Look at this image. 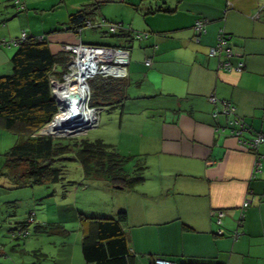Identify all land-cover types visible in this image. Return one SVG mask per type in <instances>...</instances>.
I'll return each mask as SVG.
<instances>
[{
  "label": "crops",
  "instance_id": "0c3cea01",
  "mask_svg": "<svg viewBox=\"0 0 264 264\" xmlns=\"http://www.w3.org/2000/svg\"><path fill=\"white\" fill-rule=\"evenodd\" d=\"M22 1L36 12L46 7L38 0ZM60 3L64 11L56 17L53 14L52 27L42 32L30 30L45 37L52 54L60 53L66 44L97 45V40L83 38L82 32L79 35L62 28L71 14L92 3L100 7L91 23H121L148 34L143 40L124 35L109 45L129 52L128 84L122 101L103 109L111 112L99 118L103 133L96 138L113 146L120 155L134 157V162L140 159L143 180L125 189L86 179L75 161L83 180L97 181L99 188L110 193L107 209H77V218L70 219L71 230L53 221L37 223L33 218L35 224H55L51 227L60 231L53 232L74 237L73 241L60 238L47 242L46 247L26 238L22 244L2 245L0 264H87L82 238L92 228L91 222L79 218L80 214L116 217L120 211L126 216L121 229L128 250L123 264H153L156 258L175 264H264V145L258 148L262 156L260 171L254 172L256 156L242 150L227 129L216 131L217 127L225 128L227 117L220 113L219 103L208 101L214 96L219 102L231 103L235 115L247 126L244 139L264 133V0ZM32 15L28 11L26 17ZM197 20L205 21V32L198 42L193 31ZM219 30L229 38L233 53L229 62L234 67L242 65L239 72L220 69L219 62L226 58L209 56ZM16 35L0 30V41ZM13 53L12 46L0 47V76L10 72ZM146 59L151 60L150 66L145 65ZM214 111H218L216 117ZM113 119L118 120L119 133L114 138L112 130L105 134ZM0 129L1 154L14 143L1 123ZM11 141L12 146L6 147ZM66 164H62L64 169ZM133 168L134 164L131 172ZM244 201L248 206L242 211ZM218 211L224 214L220 223L216 222ZM16 250L19 258L14 255Z\"/></svg>",
  "mask_w": 264,
  "mask_h": 264
},
{
  "label": "trees",
  "instance_id": "16d2710c",
  "mask_svg": "<svg viewBox=\"0 0 264 264\" xmlns=\"http://www.w3.org/2000/svg\"><path fill=\"white\" fill-rule=\"evenodd\" d=\"M13 2L18 12L24 9L22 0ZM99 7V3L82 6L68 17L67 23L62 26L63 30L74 34H78L79 30L82 32L85 23L92 21ZM109 34L117 38L125 35ZM38 37L40 36L26 34V38L19 41L10 57V72L0 76V123L18 139L5 152L2 167L8 171L16 188H23L64 180L65 169L62 164L74 160L80 164L86 179H99L112 186L132 189L143 180L142 161L136 160L129 174L124 166L134 157L120 155L113 146L100 139L53 138L38 134L46 125L43 133L63 135L54 133L50 128V124L53 120L55 123L60 112H57L58 104L50 92L49 78L61 77L66 72L69 62L68 53L61 51L52 54L45 37L41 36V39ZM14 39L18 40L20 37ZM88 84L90 89L88 107L109 109L118 105L125 97L128 83L127 77L115 79L96 76L90 79ZM2 174L0 172V175ZM31 214H28L26 221L15 223V232L11 234V240L26 239L30 235L28 226L34 223V214ZM79 218L91 222L92 228L90 233L82 238V252L86 263L123 264L124 257L128 255L125 236L121 229V224L126 218L125 212H118L116 217L80 214ZM53 228L49 224L34 223L33 231L46 233Z\"/></svg>",
  "mask_w": 264,
  "mask_h": 264
},
{
  "label": "rangeland",
  "instance_id": "374dc122",
  "mask_svg": "<svg viewBox=\"0 0 264 264\" xmlns=\"http://www.w3.org/2000/svg\"><path fill=\"white\" fill-rule=\"evenodd\" d=\"M41 4L45 5L46 7L40 8V10H33V8H28V6L24 7L22 11H17L15 7L13 6L14 2L13 0H1L0 1V30L7 33H17V35L14 38H19L22 31L26 32V34L38 36L37 34H31L30 30H35L37 32H42L45 29H49V27H52L54 24L53 14L59 13L60 11H64L62 9V3L59 4L60 0H38ZM60 5L57 8H53L52 5ZM54 9V10H53ZM28 11L33 14L32 16H29V18L26 17ZM56 17V15H55ZM7 26L8 29L5 28ZM56 26V25H55ZM30 27V28H29ZM52 29V28H51ZM48 31V30H47ZM83 38H93L97 40V42H94V44L97 45H112L114 41L117 40V36L110 35L107 33L104 29H87L85 28L82 31ZM14 38H10L14 39ZM6 41H9V38L6 39ZM101 41V42H99ZM86 42V41H85ZM89 44V43H88ZM93 44V43H92ZM63 47V46H62ZM61 47V51H62ZM13 50L15 51L16 47L12 46ZM59 80L62 81L61 77H50L51 80ZM54 87L52 86V83H50V92L52 95V98L57 102L55 95L53 93ZM58 104V102H57ZM86 108L88 109H95L88 107V104H85ZM58 108L59 104H58ZM96 111V110H94ZM58 113L60 110L57 111ZM108 112H111L109 110H103L98 109V114L96 112V121H97V127L96 128H86L81 129L79 132L75 133L74 135H68L69 133H72L70 131L76 130L78 128L74 129H67L64 131H58L56 128V120L54 123V120L51 124V129L54 133H59L63 135H57L53 138H69V137H84L88 139H96L99 136L102 135V124L101 120L102 117L105 115H109ZM113 115L110 114V117ZM101 117V120L99 121V118ZM55 124V126H54ZM118 120L113 119L112 121L108 122L107 124V131L105 134H109L110 130L113 131V134L111 137H116L119 135L118 129ZM46 126V125H45ZM42 127L38 133H41L42 130L45 128ZM111 126V128H110ZM110 128V129H109ZM1 130V129H0ZM2 131V130H1ZM8 133V136L13 137V143L17 142V137L15 135H12L13 133H10L8 131H4ZM99 135V136H97ZM10 138V137H9ZM123 139V138H121ZM12 146V141L8 142L6 144V147ZM5 152H1L0 154V172L3 174L0 175V246L4 245H10V243L16 244H22L24 240L26 239H16L11 240L10 236L13 232H15V223L16 222H23L27 220V216L29 213H35L36 217H34L35 221L37 223H40L42 221H53L54 223H58L56 225H64L63 229L65 230H71V226L73 223L70 221L72 218H77V211L84 210L85 212L101 209L106 210L109 206V202L111 200L110 193L107 194L103 189L99 188V185H97V181L88 182L81 178L79 175L78 168L76 166L75 161H66L64 164H66L67 169L65 172L64 180L56 182V183H49L47 185H35V186H29V187H23V188H16L14 183H12V179H10L11 176H9L8 171H5L3 166V162L5 161ZM138 159V158H137ZM140 160V159H139ZM60 165L59 163H56ZM134 164V161L131 160L124 166V169L126 171H130L132 169V166ZM150 175V172L147 171L146 176L148 177ZM72 182L67 183V182ZM85 187V188H83ZM9 200V203H7ZM78 209V210H77ZM64 222V223H61ZM55 225V224H51ZM34 223H30L28 226V230L30 232V235L27 237L29 240H35V242H41L44 243L46 247H49V244L47 242H51L54 240H60V238L65 240L73 241L74 237H67L63 234H60L59 232H53V231H60V229H52L49 230L48 233H39L36 234L33 231ZM9 249V248H8ZM14 254L19 258V251ZM8 252V251H7ZM2 259V257H0ZM10 260V258H9Z\"/></svg>",
  "mask_w": 264,
  "mask_h": 264
},
{
  "label": "built area",
  "instance_id": "2783aa9c",
  "mask_svg": "<svg viewBox=\"0 0 264 264\" xmlns=\"http://www.w3.org/2000/svg\"><path fill=\"white\" fill-rule=\"evenodd\" d=\"M85 28L93 29V28H104L108 33L111 34H125L130 35L135 40H143L148 37L147 33H141L132 31L129 27L124 26L121 23H109L106 21L101 20L99 23H91L86 22ZM194 31V40L196 42L199 41L200 35L205 32V21L204 20H197L193 25ZM78 34L81 33V30L77 32ZM26 38V34L22 32L20 39L18 40H3L0 43V46L9 47V46H17L20 40H24ZM41 39V36L38 37ZM228 36L222 30H219L217 36V42L214 46H212L209 50V56L212 57H224L226 59L219 62V68L224 69L226 71H236L239 72L242 68V65L239 64L238 66L234 67L229 62V58L233 56L229 46H228ZM62 51L69 54V62L67 64V70L62 75V81L59 80H51L49 78V84L52 83V86L55 85H62L65 82L66 77H71L73 80L74 74H82L84 76L83 82L80 84L82 89L85 91V99L86 103L88 104L90 98V89L88 81L96 76L102 77H112V78H126L127 77V65L129 62V52L128 50L122 48H115L110 46H98V45H88L82 43L76 44H66L62 47ZM145 65L150 66L151 60L146 59ZM52 77V76H51ZM53 93L56 98L55 91ZM57 99V98H56ZM208 101L213 104L217 105L218 103L220 106V113L227 117L226 126L225 128L221 129L218 128L216 131H224L227 129L229 134L236 138L239 141V146L242 150L249 151L253 153L256 157L253 171L259 172L261 167V159L262 156L258 154V148L264 145V133H259L253 136L250 139H244L242 137L243 132L247 130V126L245 122L237 117L234 113V107L231 103L227 101H217L214 96H210ZM93 111L96 117V112L98 114V109H89ZM96 110V111H94ZM218 111L213 112V116L216 117ZM93 120L92 124L88 128H96L97 121ZM87 128V129H88ZM248 206V202L244 201L242 204L241 210L243 211ZM33 215V213L31 214ZM217 215V223H220L221 217L224 215L223 212L218 211L216 212ZM243 217V213L240 214V218ZM26 234V233H25ZM221 234V232H218ZM234 238H237V234L233 235ZM153 264H175L167 259L163 258H156L153 261Z\"/></svg>",
  "mask_w": 264,
  "mask_h": 264
},
{
  "label": "bare ground",
  "instance_id": "6f19581e",
  "mask_svg": "<svg viewBox=\"0 0 264 264\" xmlns=\"http://www.w3.org/2000/svg\"><path fill=\"white\" fill-rule=\"evenodd\" d=\"M84 76L82 74H74L72 78L66 77L62 85H55L54 91L59 101L60 114L56 119V128L58 131H66L74 129L70 132L77 133L81 129H86L95 120L93 111L86 108L85 91L81 87ZM76 96L78 98H76ZM51 128V124H50ZM59 134V133H56Z\"/></svg>",
  "mask_w": 264,
  "mask_h": 264
},
{
  "label": "water",
  "instance_id": "95a60500",
  "mask_svg": "<svg viewBox=\"0 0 264 264\" xmlns=\"http://www.w3.org/2000/svg\"><path fill=\"white\" fill-rule=\"evenodd\" d=\"M76 98H78L77 96H76ZM57 100V99H56ZM57 102H58V104H59V101L57 100ZM88 128V127H87ZM39 135H49V136H51V137H54V136H57V135H53V134H46V133H43V132H41V133H38Z\"/></svg>",
  "mask_w": 264,
  "mask_h": 264
},
{
  "label": "clouds",
  "instance_id": "9594fccd",
  "mask_svg": "<svg viewBox=\"0 0 264 264\" xmlns=\"http://www.w3.org/2000/svg\"><path fill=\"white\" fill-rule=\"evenodd\" d=\"M57 103V102H56ZM59 109V108H58ZM49 136V135H48Z\"/></svg>",
  "mask_w": 264,
  "mask_h": 264
}]
</instances>
